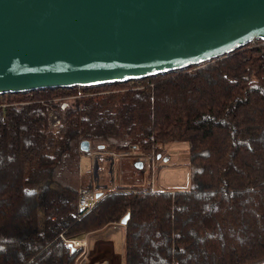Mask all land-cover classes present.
Instances as JSON below:
<instances>
[{"label":"trees","instance_id":"trees-1","mask_svg":"<svg viewBox=\"0 0 264 264\" xmlns=\"http://www.w3.org/2000/svg\"><path fill=\"white\" fill-rule=\"evenodd\" d=\"M83 140L163 156L185 142L191 187L114 180L83 209ZM127 214L124 264H264L263 41L148 78L0 95V264H77L71 241Z\"/></svg>","mask_w":264,"mask_h":264},{"label":"water","instance_id":"water-1","mask_svg":"<svg viewBox=\"0 0 264 264\" xmlns=\"http://www.w3.org/2000/svg\"><path fill=\"white\" fill-rule=\"evenodd\" d=\"M254 40L264 42V0H0V95L148 78Z\"/></svg>","mask_w":264,"mask_h":264},{"label":"rangeland","instance_id":"rangeland-1","mask_svg":"<svg viewBox=\"0 0 264 264\" xmlns=\"http://www.w3.org/2000/svg\"><path fill=\"white\" fill-rule=\"evenodd\" d=\"M163 147H164V157L161 159L156 158L157 169L152 170L150 167L147 166L146 175L148 179H146L147 180L146 183L148 182V184H150L149 181L151 182L152 179H154L157 188L165 191H177V190L189 189L191 187V181H192L191 180L192 169L189 163L188 144L185 142H172V143H166ZM125 151H132V150H123V151L108 150L104 152L121 153ZM102 156L103 157H101L100 159L106 158L104 157L106 155H102ZM165 157L168 158L167 161L164 160ZM106 159L109 160L108 158ZM129 159L130 158L125 157L123 160H120L121 162L119 161L117 165L120 168V171H123V173H121L122 178L119 181V183L121 184L130 181H135V182L139 181L138 169ZM104 166L105 168L101 173L102 175L101 179L100 177L99 179L103 180L102 182L106 181L107 184L110 183L112 184V173H110L111 170L109 167H107V165ZM90 168H91V160L86 156H82L80 161V173L82 177L84 176L87 177L85 178V180L90 179V175H91V172L89 173ZM150 171L151 174L149 173ZM129 176H133L135 179H131V177ZM97 181L94 186L99 185ZM83 184L85 185V183L81 181L80 186H82ZM102 188L103 187H101L100 190L104 192L105 190L114 188V185H112V188L109 187V189H102ZM96 192L98 191L96 190ZM112 232L117 242L119 241L121 243V241H123L124 239L123 231L120 229L118 230L113 229ZM119 249L120 247L118 246L117 250ZM81 260H83V256L77 261V264H81Z\"/></svg>","mask_w":264,"mask_h":264},{"label":"built area","instance_id":"built-area-1","mask_svg":"<svg viewBox=\"0 0 264 264\" xmlns=\"http://www.w3.org/2000/svg\"><path fill=\"white\" fill-rule=\"evenodd\" d=\"M48 120H49V125L51 128H57L61 123V114H60L59 110L56 108H52L48 113ZM102 155H106L104 157L108 158L109 160L114 159V161H115L114 168H115V164L118 165V162L120 160H123L125 157L130 158L131 162L140 160L144 164V169L141 171H143V174H145V176H146L147 166L150 167L152 170L157 169L156 158H158V156L154 152L151 154L141 153V152L136 150V147H134L132 149V151H125V152H121V153L104 152V151L95 150L91 146L89 151H85L82 154V156H86L91 160V168L89 171V173L91 172L90 179H89L90 183L88 185L83 184L79 188L78 203H79V206L83 209L91 210L97 204L98 197H97L96 188H94L95 186L91 187L90 185H95L96 181L98 180L96 173H95V161L97 158L100 159L101 157H103ZM114 168L112 171L113 183L117 181L116 180V172H115ZM99 180L97 182H99ZM114 180H116V181H114ZM151 186H152V191L162 190V189L157 188L156 182L154 181V179H152V181H151ZM114 225L122 226L126 230V225L122 224L121 222L116 223ZM76 241L77 240H74L75 245L80 246V245H77Z\"/></svg>","mask_w":264,"mask_h":264},{"label":"crops","instance_id":"crops-1","mask_svg":"<svg viewBox=\"0 0 264 264\" xmlns=\"http://www.w3.org/2000/svg\"><path fill=\"white\" fill-rule=\"evenodd\" d=\"M101 160H104L103 162L104 168H105L104 165H107V167H109V160H107L106 158ZM114 169L116 172V180H117L116 183H119V181L122 178L121 173H123V171H120V169L117 167L116 164ZM129 177H131V179H135L133 176H129ZM85 178L87 177L84 176L83 180H85ZM145 178L148 179L147 175L145 176V174H143V171L138 170V179L145 181ZM102 181L103 180H100L99 185L95 186L97 191H102L100 190L101 187H103L102 189H109V187L112 188V185L115 184V183L107 184L106 181L104 182ZM89 183L90 181L88 180L86 184L88 185ZM113 229L122 230L123 236H125L124 227L110 225L80 240V241L82 240L84 241V244H81L80 246H83L85 248L84 253L82 255L83 260H81V264H124L123 261L124 239L123 241H121V243L119 241L117 242L112 232ZM118 246L120 247L119 250H117Z\"/></svg>","mask_w":264,"mask_h":264},{"label":"bare ground","instance_id":"bare-ground-1","mask_svg":"<svg viewBox=\"0 0 264 264\" xmlns=\"http://www.w3.org/2000/svg\"><path fill=\"white\" fill-rule=\"evenodd\" d=\"M76 243H77V245H81V244H84V241L83 240L82 241L77 240Z\"/></svg>","mask_w":264,"mask_h":264},{"label":"flooded vegetation","instance_id":"flooded-vegetation-1","mask_svg":"<svg viewBox=\"0 0 264 264\" xmlns=\"http://www.w3.org/2000/svg\"><path fill=\"white\" fill-rule=\"evenodd\" d=\"M93 148V147H92ZM96 150V149H95ZM98 151H101V150H98Z\"/></svg>","mask_w":264,"mask_h":264}]
</instances>
